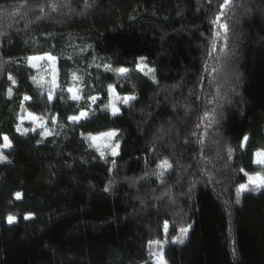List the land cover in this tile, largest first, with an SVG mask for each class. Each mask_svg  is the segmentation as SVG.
Masks as SVG:
<instances>
[{
	"label": "trees",
	"instance_id": "obj_1",
	"mask_svg": "<svg viewBox=\"0 0 264 264\" xmlns=\"http://www.w3.org/2000/svg\"><path fill=\"white\" fill-rule=\"evenodd\" d=\"M224 2L0 0V264H264V187L237 195L264 150V0ZM45 53L53 100L29 63Z\"/></svg>",
	"mask_w": 264,
	"mask_h": 264
},
{
	"label": "rangeland",
	"instance_id": "obj_2",
	"mask_svg": "<svg viewBox=\"0 0 264 264\" xmlns=\"http://www.w3.org/2000/svg\"><path fill=\"white\" fill-rule=\"evenodd\" d=\"M54 57V60H49L47 57ZM34 57H43V59H30V58H34ZM29 58V63L36 69V82L37 84L45 91V93L48 95L52 96L53 100L58 92V87H59V70H58V60L57 57L50 54V53H45V54H40V55H34L31 56ZM142 67V66H139ZM136 89L139 88V83L135 84ZM69 89H73V92H75L81 99L82 98V91H83V85H82V81L79 78V76L77 74H75L72 78V83L71 85L68 87ZM72 98L73 93L69 92ZM96 97L98 96H93L92 97V105H94V103L96 102ZM95 98V99H93ZM78 99V100H79ZM119 102V98L116 95L115 91L111 90V93L109 95L108 101H107V106L110 109L111 113L113 114L112 111V106L114 105L117 109H119V111H117L115 114L120 112V108L118 105ZM82 112V111H81ZM80 112V113H81ZM83 112L88 113L86 110H83ZM29 113H31L33 116L39 117L41 122H43L44 126L40 127L39 123L37 122H33V120L29 117ZM74 115V116H79L80 115ZM87 116V115H86ZM85 116L81 117L79 120H81L82 118H84ZM78 120V121H79ZM21 123H23V129H39L40 131H42L43 133H51V131L53 130V124L56 121L55 120H49L47 117L44 116H40L38 114H35L33 112L27 111L25 112L21 118H20ZM24 123H29V126L26 124L24 125ZM113 132V131H110ZM107 133V132H106ZM91 137H98L99 139L93 141L91 139V143L93 146H95L100 153L103 152L104 155L103 156H107L109 154L112 153V148L115 147L116 143L114 140V137H106V136H101L100 134H94ZM117 150V149H116ZM264 151V150H263ZM261 175H264V166L258 165V172ZM169 228V224L167 223ZM167 238V230L164 229V231L160 234V239H166ZM164 244V242H163ZM161 246V245H160ZM163 246V245H162ZM162 254V252H159L155 257H154V264H161L160 262V255ZM163 257V254H162ZM163 264H167L166 261L163 258Z\"/></svg>",
	"mask_w": 264,
	"mask_h": 264
},
{
	"label": "snow or ice",
	"instance_id": "obj_3",
	"mask_svg": "<svg viewBox=\"0 0 264 264\" xmlns=\"http://www.w3.org/2000/svg\"><path fill=\"white\" fill-rule=\"evenodd\" d=\"M228 4H229V0H225L224 5H222V7H227ZM218 20H219V16L217 17V21ZM221 27L224 29L225 32H227V25H221ZM216 35L219 36V33H216ZM47 58L49 60H54L55 59L54 57H51V56H49ZM30 59H43V57H34V58H30ZM141 60H143V58H141ZM106 67H108V66H106ZM146 67H147V65H144L143 67H139V70L140 71H144V68H146ZM127 71H128V69H126V68H118V69H116V72L121 74V75L126 74ZM148 71L151 72V71H154V70L149 68ZM145 74H147V73H145ZM9 79H12V77L10 76ZM13 83H15L14 80H13ZM109 88L111 89L112 86L110 85ZM68 91L73 93V95H72V99L73 100H78L80 98L75 92H73V89H69ZM9 94H11V89H9ZM25 99L27 100V99H30V98L26 96ZM51 99H52V96L49 95V100H51ZM93 99H95V98H93ZM129 99L130 98H124L123 103H125V104L128 103ZM112 111H113V114H115L117 111H119V109H117L113 105L112 106ZM86 115H87V113L82 111L79 116H71V117H69V119L71 121H73V122H76L81 117L86 116ZM29 117L33 120V122L39 123L40 127L44 126L43 122H41L39 117L33 116L31 113H29ZM17 130L18 131L20 130L19 126L17 127ZM101 136L113 137V136H115V132L101 133ZM90 139L95 141V140H97L99 138L98 137H90ZM247 139H248V137L245 136L244 137V141H247ZM241 146H243V145H241ZM0 147L5 148V149L12 147L11 141L9 140V138L6 135L3 136V144L0 145ZM118 148H119V144H116L115 147L112 148V155H116L117 154L116 153V149H118ZM103 155H104V153L101 152V157H103ZM255 156H256L255 163L258 164V165L264 166V151L256 152ZM6 159H7V157L4 156L2 152H0V161L6 160ZM158 167L168 168V167H171V165L168 163L167 160H164V161L161 162L160 165H158ZM241 171H243V169H241ZM245 175H248V174L245 173ZM249 185H254V187L250 188ZM262 187H264V175H261L260 173H256L255 175H249L248 176V184H240L239 188L237 190V195L239 196V194L241 192H244V191H256V190H259ZM20 197H21V194L20 193H16V198L20 199ZM236 202L239 203V199H237ZM25 218H28V217H25ZM14 220H15V217H13L11 215L8 216V223L11 224V223L14 222ZM167 227H168L167 222H165V225H164L165 230H167ZM187 231H188L187 228H182L181 229V232L183 234H185V235H186ZM177 242L183 243L184 241H183V239H178ZM151 243H159V242L158 241L157 242H150V244ZM160 262H161V264H163L162 254L160 255Z\"/></svg>",
	"mask_w": 264,
	"mask_h": 264
}]
</instances>
